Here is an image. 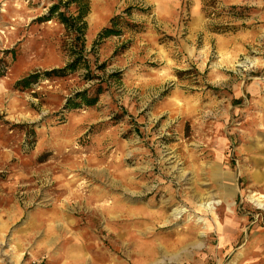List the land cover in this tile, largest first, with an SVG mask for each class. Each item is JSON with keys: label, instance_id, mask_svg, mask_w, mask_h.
Masks as SVG:
<instances>
[{"label": "rangeland", "instance_id": "374dc122", "mask_svg": "<svg viewBox=\"0 0 264 264\" xmlns=\"http://www.w3.org/2000/svg\"><path fill=\"white\" fill-rule=\"evenodd\" d=\"M59 1L0 0V264H264V0H90L17 87Z\"/></svg>", "mask_w": 264, "mask_h": 264}, {"label": "trees", "instance_id": "16d2710c", "mask_svg": "<svg viewBox=\"0 0 264 264\" xmlns=\"http://www.w3.org/2000/svg\"><path fill=\"white\" fill-rule=\"evenodd\" d=\"M89 1L90 0H66V1H59L57 3H54L50 11L51 13H57V17L60 22L65 24L74 34L75 40L78 44H80V56L78 59H76L75 62L69 63L61 68H54L51 70L44 71L42 73L34 72L26 75L22 79L18 80L16 85L17 87L21 88H28L31 86V84L35 83L40 77L45 76L46 78H52V77H63L65 76L68 71L74 70L76 66V62H79L84 59L83 55V36L84 31L83 29L86 26L85 23V16L88 13L89 10ZM76 4V15L68 16L65 11H59L60 7H69L70 5ZM128 12L130 9L128 8ZM123 17L121 16H115L111 19L112 25L110 27L105 28L101 34L100 39H104L111 35H117L120 34L119 29H115V24L119 22ZM120 24V23H118ZM87 79H97L98 81L93 82L88 88L77 92L74 96V98L69 99L67 101V107L68 108H79L81 105L85 106H93L99 101V96L105 91L103 86V80L101 77L96 75H91V73L86 74Z\"/></svg>", "mask_w": 264, "mask_h": 264}, {"label": "bare ground", "instance_id": "6f19581e", "mask_svg": "<svg viewBox=\"0 0 264 264\" xmlns=\"http://www.w3.org/2000/svg\"><path fill=\"white\" fill-rule=\"evenodd\" d=\"M259 198H264V195L263 194L262 195H259L258 199ZM258 199H255V200H258ZM258 201H259V203H258L259 206L261 208H264V204L261 202V200H258ZM212 203L214 204V202L204 201V200L200 199V204L197 207V211H204V210H207L208 211V210L213 209ZM181 212L182 211H179V212L175 213V216H177V214H181ZM148 251H151V250H148ZM150 254H152V253H150ZM150 256H152V255H150Z\"/></svg>", "mask_w": 264, "mask_h": 264}]
</instances>
